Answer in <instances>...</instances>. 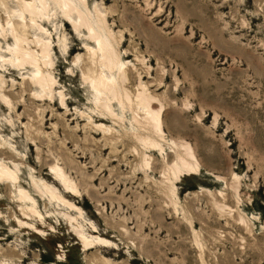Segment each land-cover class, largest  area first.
I'll return each instance as SVG.
<instances>
[{
  "label": "rangeland",
  "instance_id": "374dc122",
  "mask_svg": "<svg viewBox=\"0 0 264 264\" xmlns=\"http://www.w3.org/2000/svg\"><path fill=\"white\" fill-rule=\"evenodd\" d=\"M89 6L104 13L134 71L129 89L143 81L164 101V128L176 142H164L168 159L188 142L201 171L176 182L175 205L163 154L152 152V169L134 155L132 114L122 123L106 119L113 130L98 126L83 78L85 32L66 28L53 4L45 25L58 103L29 96L30 71L0 65V147L18 157L25 183L32 175L48 180L82 210L63 211L111 247L86 251L70 225L55 220L48 234L21 227L13 215L19 207L3 185L0 264H264V0H89ZM6 91L16 100L4 106ZM53 164L80 195L49 178Z\"/></svg>",
  "mask_w": 264,
  "mask_h": 264
},
{
  "label": "bare ground",
  "instance_id": "6f19581e",
  "mask_svg": "<svg viewBox=\"0 0 264 264\" xmlns=\"http://www.w3.org/2000/svg\"><path fill=\"white\" fill-rule=\"evenodd\" d=\"M0 3L5 6V14L2 13L0 20V65L11 64V72L30 71L32 75L27 78L26 89L31 92L34 90V93H29L34 100L49 101L54 105L58 103V97L54 94L57 81L50 69L53 64L52 32H49L45 25L51 16L52 5L57 7L55 15L61 12L59 17L66 28L71 26L75 35L85 32L83 49L86 48L88 57L82 67L83 78L92 89V101L100 113L98 118L101 123L98 126L105 131L113 130L112 126L105 123L106 119L112 118L122 123L127 119V113L132 114V123L136 128L133 137L138 142L133 148L134 155L141 158L144 167L152 169V152L163 154L168 171L165 172L168 178L167 192L176 205V182L184 176L198 174L201 171V163L188 142L180 145L183 151L175 150L174 161L168 159L164 142H176L172 138L168 139L164 128L165 103L158 95L151 93L143 81L137 91L129 89L128 81L133 78L134 71L121 57V52L116 47L115 34L110 29L104 13L97 6L92 10L89 0H0ZM3 43L7 44V48ZM81 59L82 55L78 54L73 60L79 62ZM0 77L4 82L2 76ZM12 98L16 100V96L10 91L1 95L4 106L11 103ZM61 103L69 105V100L65 99L63 93ZM61 103L59 108H63ZM9 153L8 148L0 147V198H3L1 187L4 185L11 202L19 207V212L14 211L13 215L21 227L38 234H48L46 227L56 230L55 220L59 226L69 224L71 234L77 235L85 244L86 251L98 246L107 249L111 247L110 240L106 237H90L79 216H72L63 211V206H69L79 212L82 210L76 202L66 199V195L48 180H37L36 176L32 175L33 180L25 183L17 163L20 160L13 153ZM51 168L49 178H52L55 184L63 187L68 194L80 195L79 186L59 164H53ZM56 213H60L64 220L56 216ZM14 231L19 229L14 228ZM17 249L19 248H15ZM22 255L21 252L20 258H16L21 261Z\"/></svg>",
  "mask_w": 264,
  "mask_h": 264
}]
</instances>
